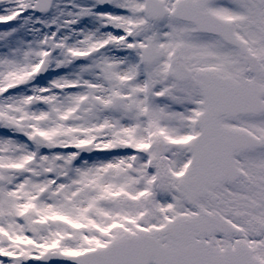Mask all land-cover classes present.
<instances>
[{"label":"snow or ice","instance_id":"obj_1","mask_svg":"<svg viewBox=\"0 0 264 264\" xmlns=\"http://www.w3.org/2000/svg\"><path fill=\"white\" fill-rule=\"evenodd\" d=\"M0 264H264V0H0Z\"/></svg>","mask_w":264,"mask_h":264}]
</instances>
